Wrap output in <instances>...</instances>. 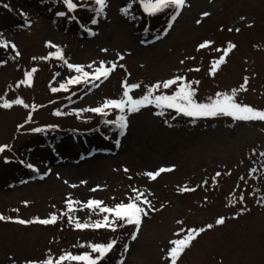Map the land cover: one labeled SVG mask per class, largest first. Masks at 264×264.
Wrapping results in <instances>:
<instances>
[{
  "label": "rangeland",
  "instance_id": "1",
  "mask_svg": "<svg viewBox=\"0 0 264 264\" xmlns=\"http://www.w3.org/2000/svg\"><path fill=\"white\" fill-rule=\"evenodd\" d=\"M79 3L87 6L69 12L62 0H0V40L9 42L8 47L0 46V97L21 98L30 105L0 107V145H11L0 153V180L20 179L9 187L0 184V214L25 220L53 213L59 217L50 225L0 221V264L91 253V244L116 241L119 227L77 229L69 217L82 223L102 219L108 214L84 204L89 199L109 207L127 203L135 195L133 188L157 210L142 218L137 238L126 241L119 264H170L169 242L189 228L208 224L214 227L196 238L178 264H264V157L259 155L264 152V121H234L225 115L190 119L175 109L148 105L131 114L125 109L128 126L121 135L117 125L106 123L118 119L119 109H105L106 114L87 111L122 98L125 82L140 85L130 92L139 98L151 85L175 76L192 82L194 98L201 103L218 92L240 88L247 77V90L238 92L236 99L264 109V0H187L170 29L174 9L149 15L140 0H107L104 14L98 16L92 10L98 7L94 0ZM204 12L209 15L202 17ZM94 18L96 24L91 23ZM49 41L63 49L69 63L85 65V71H92L87 65L93 61V67L100 61L123 67L97 81V87L80 83L53 92L79 74L49 57L56 51ZM205 41L213 43L198 49ZM229 42L237 47L211 74L213 61ZM33 68L31 86H17ZM176 88L156 90L154 95H170ZM35 128L42 131H31ZM44 132L51 142L33 147L31 139ZM51 151H57L56 158L47 167L40 165L35 156ZM96 152L101 153L97 158ZM161 167L173 170L155 180L144 175ZM182 186L195 191L180 192ZM68 199L80 203L70 210ZM221 216L226 222L215 225Z\"/></svg>",
  "mask_w": 264,
  "mask_h": 264
},
{
  "label": "snow or ice",
  "instance_id": "2",
  "mask_svg": "<svg viewBox=\"0 0 264 264\" xmlns=\"http://www.w3.org/2000/svg\"><path fill=\"white\" fill-rule=\"evenodd\" d=\"M64 5L67 7L68 11H75L78 7H86V4L79 3V0H62ZM187 0H140V4L143 7L144 11L148 13L149 15H155L157 13H163L167 9H174L173 14L170 17V22L168 23V29H170L177 17L181 14V9L186 6ZM94 4L98 7L93 8L92 10L96 13V15H103L104 10L107 7V0H94ZM4 7H8L7 4L4 5ZM122 12L127 13L128 9L124 8L121 10ZM59 16H65V12H59L57 13ZM202 17H207L209 15L208 12H204L201 14ZM243 20L244 18L241 17ZM98 21L94 18L92 19L91 23L96 24ZM197 24L201 23V20L196 21ZM229 31H232V29H229ZM236 31H239V29H236ZM167 33V29L165 30V34ZM159 39V37H157ZM213 42L212 41H205L201 44H199L198 49H204L206 47H209ZM48 46L55 48V52L49 53V57H56L60 60H62L69 69H74L76 73L79 75L70 77L65 83H61L59 88L53 87L51 91L58 92L60 90H67L68 85L72 84H80V83H88L91 84L93 87H97L98 84H96L97 81H100L101 79H108L110 74L116 70V68L123 67V65H117L116 62H111L110 66H106V63L104 61L99 62V66L93 67L96 62L93 61L92 64L87 65V68L92 69V71H85V65L81 64H73L69 63L68 60L65 58L63 49L53 44L51 41L47 42ZM0 46L8 47L9 42L6 40H0ZM11 47L15 49V44H11ZM237 46L234 43L229 42L227 47L224 48L223 54L212 63V67L210 69L211 74H215V72L218 70V68L226 63V57L229 55V53L236 48ZM102 51L107 52L108 49H102ZM216 51H221V49H216ZM16 55H19V52H16ZM118 59L122 60L123 56L119 53L117 54ZM49 57H42L41 59H48ZM35 59V58H34ZM183 63V61H181ZM199 71V69H196ZM36 71L35 68H33L31 71L27 72L25 74V79L18 82L19 84H27L28 86H31L32 83V75ZM58 75V74H57ZM178 82H180L178 84ZM195 83H199V81H196ZM247 84H248V78L245 77L244 83L240 86L238 89L231 90L230 93H216L215 97H210L207 103H201L197 102V100L194 98L195 96V89L192 87V82H186L185 77L183 76H175L174 78L167 79L164 81L157 82L154 85H151L147 88V91L145 94L139 98H133L132 95H130V92L132 89L139 88V84H128L124 83V91L123 96L120 99H108L105 100V102L100 106L96 108L87 109V111L95 112V113H105V109L108 108H115L119 109L121 115H119L118 119L115 121H106V123L115 124L120 129V134H124V130L127 128V117L124 114L125 109L127 110V113H136L139 112L143 107H146L148 105H155L157 108L164 109H175L177 113H182L189 117H214L218 115H225L232 117L234 121H264V109H257L251 105L248 104H242L238 102L236 99L238 92L240 91H246L247 90ZM176 85V91H174L172 94H164L161 91V94L154 95V91L156 90H162V89H169L172 86ZM0 107L8 109L11 108L13 105H22L25 108H29L30 105L25 103L23 99L17 98L14 100H7L3 97H0ZM35 108L36 106H32ZM57 115H60L59 112L56 113ZM160 115L163 114V112L158 113ZM31 119V115H29V120ZM19 127H23L22 125ZM31 131L39 132L42 131L40 128L32 129ZM119 144V141H117V145ZM11 148V145H0V153H3L5 150H8ZM260 156L264 157V152H261L259 154ZM27 167L33 168L34 166L31 164H28ZM173 168H164L161 167L155 172H146L144 175H146L149 179L155 180L158 176H160L161 173L172 171ZM125 171H128V169H125ZM256 169H251V172H255ZM221 173L217 172L216 176H220ZM215 179V177L213 178ZM81 183H86L82 181ZM207 183V181H205ZM72 187H76V185H72ZM96 189H93L92 191H95ZM180 192H189V191H195L194 188H189L187 186H182L179 189ZM133 192L135 193L134 196H131L128 198V202H120L115 204L114 206H101L103 205V201L97 200V199H89L86 204H84V207L92 210L95 212L97 209L100 213H107L108 215H104L102 219H97L93 222H80L79 219H74L72 217H69V223H74L75 227L77 229H84V228H110L115 230L117 227H123L124 225H134L136 231L132 234V239L135 240L137 238V233L140 230L141 224H142V218L144 216H147L149 214V211H156L157 209L152 208L151 201L147 199V196L144 195L142 191H139L135 188H133ZM243 195L240 196V200H243ZM262 201H264V198H262ZM258 201V203L262 202ZM79 204L80 201H73L71 199L67 200L68 208L71 210L73 204ZM231 203V201H230ZM27 204V202H25ZM146 205V207L142 206ZM163 207V205H161ZM18 211V210H17ZM64 215V214H62ZM111 217V218H110ZM58 216L53 213L48 218H39L36 217L34 219H21L19 217H10L5 216L3 214H0V221H13L16 223H19L21 225L26 224H32V223H39L42 225H50L55 224L58 220ZM226 217H218L215 221V225H223L226 222ZM177 223H183L182 221H177ZM214 227L213 224H208L205 227L200 228H189L187 230V233L183 235L179 239H173L169 243L171 247L167 251V257L170 260V264H178V260L182 256V254L185 252L186 249H188L192 243L196 240V238L206 231V229H212ZM184 229H180V233H183ZM117 243V241L113 240L107 244H91V253L90 252H83L82 254H73L71 252H65L62 255H60L57 259L53 260L51 257L47 258L43 261H26L25 264H63L65 261H75V262H82V264H98L99 261H101L106 254H108L114 247V245ZM125 250H127V245H125ZM92 253H96L97 255L93 256ZM15 264V262H14Z\"/></svg>",
  "mask_w": 264,
  "mask_h": 264
},
{
  "label": "trees",
  "instance_id": "3",
  "mask_svg": "<svg viewBox=\"0 0 264 264\" xmlns=\"http://www.w3.org/2000/svg\"><path fill=\"white\" fill-rule=\"evenodd\" d=\"M51 8V7H50ZM17 23L15 24H11L12 27H14ZM11 28V26H9ZM77 27V25L75 24L73 26V28ZM189 117V116H188ZM190 119H196L195 117H191ZM31 141L33 142V147L36 145H45L50 143V138L47 136L46 132H44L40 137H34L31 139ZM20 164L21 163L19 162ZM13 167V166H12ZM17 167V166H16ZM17 171V169H16ZM15 177V178H14ZM14 177H7L6 180L1 181L0 180V184H3L5 187H9L8 183H18L19 182V177L18 176H14ZM120 229V234L117 238V243L114 245L113 249L106 254V256L98 262V264H119L120 260H119V254L122 250V248L125 246L126 241L132 237V233H133V225H124L123 227H119Z\"/></svg>",
  "mask_w": 264,
  "mask_h": 264
},
{
  "label": "bare ground",
  "instance_id": "4",
  "mask_svg": "<svg viewBox=\"0 0 264 264\" xmlns=\"http://www.w3.org/2000/svg\"><path fill=\"white\" fill-rule=\"evenodd\" d=\"M93 140H96V139L93 138ZM100 155H101L100 152H96L94 154V156H96V158H97V156H100ZM56 156H57V151H51L49 153L47 152L45 154H39V155H37L35 157H36V160L39 162L40 165H43L44 167H47L56 158ZM79 168L81 169L80 171L82 172V164H81V166ZM83 168H85V167H83Z\"/></svg>",
  "mask_w": 264,
  "mask_h": 264
}]
</instances>
